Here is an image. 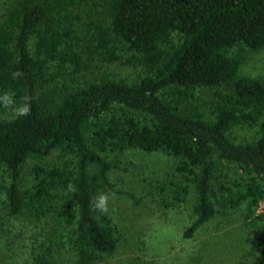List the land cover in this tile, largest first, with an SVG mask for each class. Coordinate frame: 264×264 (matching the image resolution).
<instances>
[{"label": "trees", "instance_id": "obj_1", "mask_svg": "<svg viewBox=\"0 0 264 264\" xmlns=\"http://www.w3.org/2000/svg\"><path fill=\"white\" fill-rule=\"evenodd\" d=\"M6 1L0 109L7 93L29 111L0 113L4 262L17 263L29 241L30 264H116L118 225L94 201L112 187L107 154L128 150L170 156L193 182L184 238L246 202L242 222L264 225V79L241 71L264 48V0ZM85 7L105 19L82 39L74 20ZM118 41L145 74L88 76L117 61ZM206 89L210 111L188 110ZM187 193L183 186L175 198ZM255 264H264V245Z\"/></svg>", "mask_w": 264, "mask_h": 264}, {"label": "rangeland", "instance_id": "obj_2", "mask_svg": "<svg viewBox=\"0 0 264 264\" xmlns=\"http://www.w3.org/2000/svg\"><path fill=\"white\" fill-rule=\"evenodd\" d=\"M7 2V5L5 4ZM8 1L0 0V16L7 10ZM6 8V9H5ZM93 11V12H92ZM81 20L76 18L79 38L94 32L95 25L104 21L105 16L94 9L80 10ZM117 61L101 62L99 69H89L95 77L109 76L128 81L139 79L145 68L126 45L117 42ZM244 75L264 79V48L251 53L241 68ZM210 90H204L190 99L186 108L201 112L210 111ZM21 105L4 102L0 109L3 117L20 114ZM64 156L57 153L53 161H62ZM62 159V160H60ZM107 159L113 164L109 191L108 211L117 223L120 247L113 258L116 264H255L264 245V225L242 222L246 203L235 209L219 213L191 238H184L185 229L192 223V209L196 201L193 182L175 167V159L160 153H144L128 150L108 153ZM49 161H51L49 159ZM52 162V161H51ZM37 161L27 163L22 183L28 185L32 177V167ZM53 163V162H52ZM231 164L221 165L224 174L231 173ZM7 178L0 169V182ZM188 188L181 201L175 198L182 187ZM2 198V197H1ZM6 215L0 199V216ZM15 220L13 219L12 222ZM8 234L0 228V264L4 262L8 247ZM21 259L15 264H30L29 241Z\"/></svg>", "mask_w": 264, "mask_h": 264}, {"label": "clouds", "instance_id": "obj_3", "mask_svg": "<svg viewBox=\"0 0 264 264\" xmlns=\"http://www.w3.org/2000/svg\"><path fill=\"white\" fill-rule=\"evenodd\" d=\"M3 99L7 103L12 102L9 94H7V93H5V96L3 97ZM28 111H29V107L27 104H25L24 107H22L20 109L21 114H27ZM108 201H109V195L107 193H105V192L98 193L96 195L95 201H94L95 209L100 213L108 212Z\"/></svg>", "mask_w": 264, "mask_h": 264}]
</instances>
